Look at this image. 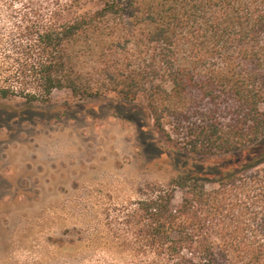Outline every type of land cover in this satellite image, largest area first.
<instances>
[{
  "label": "trees",
  "instance_id": "obj_1",
  "mask_svg": "<svg viewBox=\"0 0 264 264\" xmlns=\"http://www.w3.org/2000/svg\"><path fill=\"white\" fill-rule=\"evenodd\" d=\"M0 10L11 25L1 98L143 99L167 144L209 161L123 207L125 264H264V0H0Z\"/></svg>",
  "mask_w": 264,
  "mask_h": 264
},
{
  "label": "rangeland",
  "instance_id": "obj_2",
  "mask_svg": "<svg viewBox=\"0 0 264 264\" xmlns=\"http://www.w3.org/2000/svg\"><path fill=\"white\" fill-rule=\"evenodd\" d=\"M198 163L160 137L143 99L0 97V264H125L116 216Z\"/></svg>",
  "mask_w": 264,
  "mask_h": 264
}]
</instances>
